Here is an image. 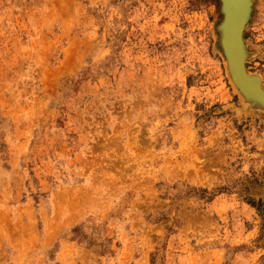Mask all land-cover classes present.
Returning a JSON list of instances; mask_svg holds the SVG:
<instances>
[{
	"label": "rangeland",
	"instance_id": "374dc122",
	"mask_svg": "<svg viewBox=\"0 0 264 264\" xmlns=\"http://www.w3.org/2000/svg\"><path fill=\"white\" fill-rule=\"evenodd\" d=\"M219 0H0V264H264V111ZM264 90V0L243 31Z\"/></svg>",
	"mask_w": 264,
	"mask_h": 264
},
{
	"label": "water",
	"instance_id": "95a60500",
	"mask_svg": "<svg viewBox=\"0 0 264 264\" xmlns=\"http://www.w3.org/2000/svg\"><path fill=\"white\" fill-rule=\"evenodd\" d=\"M249 12H250V7L247 10V15H246L245 19L242 21L241 28L238 31V33H239L238 39H240V41L243 45V50L240 53V55L238 57L234 58L231 54V51L229 52L228 47L224 43V40L222 41L223 38L221 35V30H222V24H223L224 18H222L220 24L218 25V31H219V35H220L219 42H220V48H221L222 54H223L225 62H226V69H227L229 78L232 81L234 87L240 93V95L242 96L244 101L248 102V105L250 107H252L254 109H261L264 111V90L262 89V87L260 85V78L256 75L249 74L246 71L245 65H244V62H245L246 57H247V52L245 50L244 43H243V31H244V28L246 26L247 20L249 18ZM220 13L222 15H224V13H225L224 7H223V5H221V1H220ZM233 60H235L234 63H233ZM235 68L240 70L244 79L248 78V79L254 80L255 90H257V92L250 90L246 84L247 82H240L237 79V77L235 76ZM248 98H253V99H256L257 101H255V102L247 101Z\"/></svg>",
	"mask_w": 264,
	"mask_h": 264
},
{
	"label": "bare ground",
	"instance_id": "6f19581e",
	"mask_svg": "<svg viewBox=\"0 0 264 264\" xmlns=\"http://www.w3.org/2000/svg\"><path fill=\"white\" fill-rule=\"evenodd\" d=\"M221 1V5H223L225 13L221 14L222 18H224L222 24V41L228 47L229 52L234 58L238 57L243 50V45L238 39V31L241 28L242 21L245 19L247 15V10L251 5V0H219ZM222 20V19H221ZM245 46V45H244ZM235 60H233L234 63ZM237 64V63H236ZM253 75V74H252ZM235 76L240 82H247V86L250 90H255V82L253 79H244L239 69L235 68ZM247 101L255 102L256 99L248 98ZM257 103V102H256Z\"/></svg>",
	"mask_w": 264,
	"mask_h": 264
}]
</instances>
